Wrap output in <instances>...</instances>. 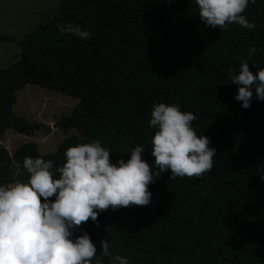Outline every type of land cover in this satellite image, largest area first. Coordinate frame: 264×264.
I'll use <instances>...</instances> for the list:
<instances>
[{
  "label": "trees",
  "instance_id": "16d2710c",
  "mask_svg": "<svg viewBox=\"0 0 264 264\" xmlns=\"http://www.w3.org/2000/svg\"><path fill=\"white\" fill-rule=\"evenodd\" d=\"M18 46L0 142L50 130L12 114L25 85L74 99L56 128L75 135L51 155L0 144V264H264V0H57Z\"/></svg>",
  "mask_w": 264,
  "mask_h": 264
},
{
  "label": "rangeland",
  "instance_id": "374dc122",
  "mask_svg": "<svg viewBox=\"0 0 264 264\" xmlns=\"http://www.w3.org/2000/svg\"><path fill=\"white\" fill-rule=\"evenodd\" d=\"M57 5V0H0V36L12 41L0 40V68L12 63L18 54L20 41L29 30L48 17ZM76 101L67 96L49 92L33 85H25L16 92L12 114L28 122L41 123L50 128L39 131L32 137L16 134L10 130L3 133L0 144L8 155L22 144L34 143L41 155H51L61 141L74 131L63 134L56 128L61 117L70 114ZM12 182L7 186L8 200L13 205L12 218L15 228L26 241L32 235L23 218L21 204L24 201L21 184L25 183L27 172L15 163L10 164ZM72 252H54L38 257L31 248L24 255L11 257L12 264H75Z\"/></svg>",
  "mask_w": 264,
  "mask_h": 264
}]
</instances>
